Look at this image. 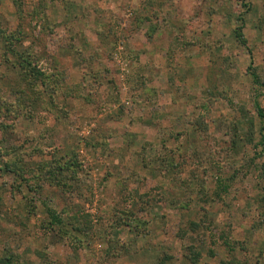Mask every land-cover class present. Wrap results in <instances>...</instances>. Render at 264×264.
Masks as SVG:
<instances>
[{"label": "rangeland", "instance_id": "rangeland-1", "mask_svg": "<svg viewBox=\"0 0 264 264\" xmlns=\"http://www.w3.org/2000/svg\"><path fill=\"white\" fill-rule=\"evenodd\" d=\"M259 109L264 0H0V259L264 264Z\"/></svg>", "mask_w": 264, "mask_h": 264}, {"label": "trees", "instance_id": "trees-1", "mask_svg": "<svg viewBox=\"0 0 264 264\" xmlns=\"http://www.w3.org/2000/svg\"><path fill=\"white\" fill-rule=\"evenodd\" d=\"M241 35H239L240 37ZM20 63L23 65H30L29 64V61L26 60V58L24 60H20ZM32 72L33 74L35 75V77H37V79L39 77H42L43 76V73L41 72L40 69H32ZM261 117H264V113L261 109H259V113H258ZM239 126V125H238ZM254 126H255V122L250 119L249 121V134H248V137L250 138V140H252V138L254 137ZM239 128V127H238ZM260 144L262 145V152L261 154L264 155V127L261 128L260 130ZM57 162H52L51 163V168L49 170V173L51 174V179L53 178V180L56 179L59 180L60 177L63 176L64 172L66 170H69V169H77L76 166V163H74V159H70V162H58V160L56 159ZM45 164V163H44ZM264 168V167H263ZM0 169L3 170L2 166L0 167ZM4 169L5 170H11V171H15L17 174H19L20 176H22L20 174L21 170H20V167L18 165V163H14V164H11L9 162H4ZM73 172V171H72ZM59 182V181H58ZM232 185V183H231ZM230 188V184L229 183H226L225 182V179H222V178H219V180L217 181V187H216V191H215V197L218 199H221L223 198V195L226 194L228 192ZM34 190V189H33ZM223 194V195H222ZM203 200H205L206 202H208L209 200V196L207 195H203L202 196ZM216 198L212 199V200H215ZM46 207V212L48 213L49 215V220H50V223H49V227L51 226L52 227H55V226H59V228H64L65 224L66 223V219L65 217L59 213L55 208L53 207H49L47 205H45ZM205 212H206V209L205 208H202ZM206 216L207 218V214L205 213L204 217ZM202 221V220H201ZM199 222L197 220H191L189 221V229L194 231L196 230L199 226L202 225V222ZM136 227H139L138 224L135 225ZM134 226V227H135ZM189 229H187L186 231L183 230V232H187ZM225 244L228 246L229 250L232 251V247L231 245H229L228 242H225ZM187 250V249H186ZM190 254V255H189ZM199 255L200 253L198 251H195V250H192L191 247H189V253L188 252H185V259H189V263L188 264H198V259H199ZM168 258H172V257H166V259H160L158 263L156 264H166V261L168 260ZM0 263L1 264H12V262L10 261V259L8 258L7 260H4V259H0ZM220 264H229L227 261H223L221 262Z\"/></svg>", "mask_w": 264, "mask_h": 264}]
</instances>
